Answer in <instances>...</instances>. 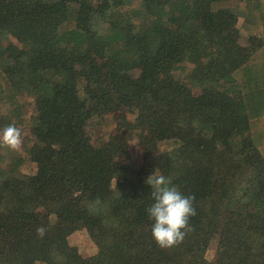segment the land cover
<instances>
[{
  "label": "trees",
  "instance_id": "trees-1",
  "mask_svg": "<svg viewBox=\"0 0 264 264\" xmlns=\"http://www.w3.org/2000/svg\"><path fill=\"white\" fill-rule=\"evenodd\" d=\"M244 1L264 7L0 0V129L23 133L0 146V264H264V34L242 43ZM106 117L136 143L93 131ZM155 171L195 197L167 249ZM81 231L92 257L70 242Z\"/></svg>",
  "mask_w": 264,
  "mask_h": 264
},
{
  "label": "clouds",
  "instance_id": "clouds-1",
  "mask_svg": "<svg viewBox=\"0 0 264 264\" xmlns=\"http://www.w3.org/2000/svg\"><path fill=\"white\" fill-rule=\"evenodd\" d=\"M23 143L22 129L9 124L0 129V146L18 150ZM145 183L151 186L153 203L147 208L149 219L154 221L151 234L156 244L167 249L179 245L191 231L190 219L194 217L195 197L184 195L173 185L172 179L155 171ZM37 235L43 238L45 227L36 229Z\"/></svg>",
  "mask_w": 264,
  "mask_h": 264
},
{
  "label": "rangeland",
  "instance_id": "rangeland-1",
  "mask_svg": "<svg viewBox=\"0 0 264 264\" xmlns=\"http://www.w3.org/2000/svg\"><path fill=\"white\" fill-rule=\"evenodd\" d=\"M242 4V8L239 17V26L241 29V41L242 43H247V37L250 34L263 35V26L261 15L264 12V7L262 9L256 8L253 3L249 4L247 1H244ZM92 130L97 132L98 134H102L107 137L109 133H117L120 139L123 141H127L130 147L136 143V140L132 138L125 132H121L116 128L115 123L112 121L111 117H106L103 120L96 119L94 124L92 125ZM28 132V129L25 130ZM70 242L74 245H77L80 249L81 253L86 257H92L96 251L97 247L94 241L89 236L88 232H76L70 236ZM216 256V243L213 242L210 245L209 250L207 251L208 259H213Z\"/></svg>",
  "mask_w": 264,
  "mask_h": 264
}]
</instances>
